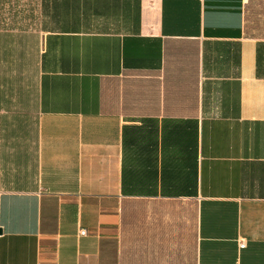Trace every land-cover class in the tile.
Returning a JSON list of instances; mask_svg holds the SVG:
<instances>
[{
	"label": "crops",
	"instance_id": "crops-1",
	"mask_svg": "<svg viewBox=\"0 0 264 264\" xmlns=\"http://www.w3.org/2000/svg\"><path fill=\"white\" fill-rule=\"evenodd\" d=\"M38 9L35 157L0 64V264H264V0Z\"/></svg>",
	"mask_w": 264,
	"mask_h": 264
},
{
	"label": "rangeland",
	"instance_id": "rangeland-1",
	"mask_svg": "<svg viewBox=\"0 0 264 264\" xmlns=\"http://www.w3.org/2000/svg\"><path fill=\"white\" fill-rule=\"evenodd\" d=\"M0 6L6 8V17H12V28L19 30L15 32L26 31L25 37L13 38L12 58L5 61L0 60V64L5 66L1 70H5L6 74H8L3 78L2 83L5 82L6 85L11 87L12 101L13 104L17 105V112L19 111L21 99L20 91L24 88L27 92L25 98L27 102L26 137L29 157H35V142L37 141L39 123L41 121V116L37 110L38 64L41 47L38 0H0ZM10 7L11 11L9 10ZM15 122H17L16 125L14 124ZM13 124L12 144L13 148H15L19 144L18 140L20 137L18 117L17 121L13 117Z\"/></svg>",
	"mask_w": 264,
	"mask_h": 264
},
{
	"label": "built area",
	"instance_id": "built-area-1",
	"mask_svg": "<svg viewBox=\"0 0 264 264\" xmlns=\"http://www.w3.org/2000/svg\"><path fill=\"white\" fill-rule=\"evenodd\" d=\"M79 233H80L81 236H85V235H87V230L84 229V228H83V229H80V232H79ZM240 247H241V248L246 247V241H244V240L241 241V242H240Z\"/></svg>",
	"mask_w": 264,
	"mask_h": 264
}]
</instances>
